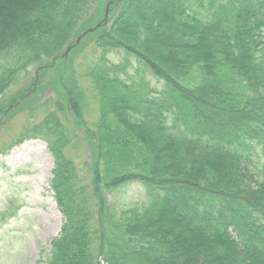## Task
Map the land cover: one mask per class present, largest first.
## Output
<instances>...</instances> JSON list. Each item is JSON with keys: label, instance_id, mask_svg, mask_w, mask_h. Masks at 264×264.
Instances as JSON below:
<instances>
[{"label": "trees", "instance_id": "1", "mask_svg": "<svg viewBox=\"0 0 264 264\" xmlns=\"http://www.w3.org/2000/svg\"><path fill=\"white\" fill-rule=\"evenodd\" d=\"M98 2L0 0V123L77 39L101 50L84 74L93 124L70 89L23 129L53 159L62 225L46 264H264V167L245 156L264 148V0H114L84 26ZM113 52L162 82L160 95L128 84ZM30 68L26 90L5 97ZM78 141L88 168L68 156ZM134 183L145 201L116 212L106 194Z\"/></svg>", "mask_w": 264, "mask_h": 264}, {"label": "rangeland", "instance_id": "2", "mask_svg": "<svg viewBox=\"0 0 264 264\" xmlns=\"http://www.w3.org/2000/svg\"><path fill=\"white\" fill-rule=\"evenodd\" d=\"M110 1L114 0H100L84 26L93 27L105 18L104 11ZM85 36L64 59L38 76L36 90L20 104L19 110L10 111L0 123V264H46L50 242L60 232L62 217L49 186L53 159L46 144L40 139L24 138L23 129L29 122L41 120L70 89L83 94V117L88 125L93 124L97 104L84 74L101 56V50L94 46V36ZM107 58L115 64L128 61L122 77L128 84L142 85L144 89L148 84L157 92L154 97L164 89L163 83L139 66L134 58L121 52L109 53ZM7 62L13 64L11 60ZM34 73L33 68L19 73L5 97L26 90ZM68 156L83 169L91 164V151L81 141L72 144ZM245 156L252 167L258 170L264 167L263 147L251 145ZM106 196L108 203L118 212L144 202L146 194L139 184L134 183Z\"/></svg>", "mask_w": 264, "mask_h": 264}, {"label": "water", "instance_id": "3", "mask_svg": "<svg viewBox=\"0 0 264 264\" xmlns=\"http://www.w3.org/2000/svg\"><path fill=\"white\" fill-rule=\"evenodd\" d=\"M107 13H108V7L106 8V12H105V19H107ZM93 30H90V31H88V32H92ZM87 32V33H88ZM82 38V37H81ZM81 38H79L78 40H77V43L79 42V40L81 39ZM69 51H70V48H68L67 50H66V52L64 53V57H66L67 55H68V53H69Z\"/></svg>", "mask_w": 264, "mask_h": 264}]
</instances>
